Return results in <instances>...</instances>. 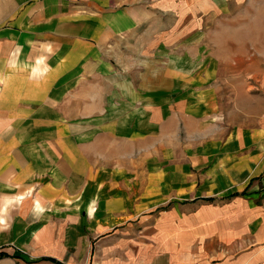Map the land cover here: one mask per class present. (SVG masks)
Here are the masks:
<instances>
[{
  "label": "crops",
  "instance_id": "0c3cea01",
  "mask_svg": "<svg viewBox=\"0 0 264 264\" xmlns=\"http://www.w3.org/2000/svg\"><path fill=\"white\" fill-rule=\"evenodd\" d=\"M216 7L213 0H0V221L8 224L0 223V264H99L97 241L155 205L147 195L157 197L162 175L138 170L148 136L162 144L182 127L195 156L218 154L231 189L180 203L248 195L255 202L202 235L181 241L170 229L168 242L156 250L145 244L136 264H264V93H251L264 87V75L227 99L211 87L216 64L204 34L188 37L202 47L181 62L178 35L173 46L159 37L147 51L145 43L158 33L156 10L173 27L181 8L180 24L198 28ZM158 54L171 59L146 58ZM106 225L113 227L98 234ZM108 258L115 262L113 249Z\"/></svg>",
  "mask_w": 264,
  "mask_h": 264
},
{
  "label": "rangeland",
  "instance_id": "374dc122",
  "mask_svg": "<svg viewBox=\"0 0 264 264\" xmlns=\"http://www.w3.org/2000/svg\"><path fill=\"white\" fill-rule=\"evenodd\" d=\"M213 1L217 2V7L207 12L209 19L205 18L206 22L198 28H193L197 26L189 23L180 24V19L184 18V10L181 8L172 13L178 20L177 23L173 22V27L165 23L167 20L164 16L168 15L167 12L156 10V17L160 24L152 25V27L157 28L158 33L146 35L145 43L147 51H152L154 41L159 37L162 38L163 45L167 43L173 46L170 42L178 35L177 54L181 62L187 57L192 59L191 52L188 50L194 53L196 46L202 47V43L198 41L194 42L192 47L188 45V37L196 33L204 34L203 43L208 47V59L216 64V71L210 83L211 87L219 88L224 93L223 96L225 97L226 93L225 98L229 99L234 96L241 85H245L246 88L247 85L259 82V78L264 75V0H234L226 7H220L219 4L221 1L227 2L228 0ZM237 2H242L243 6L235 4ZM148 25H145L147 29ZM176 26L178 27L177 33H171L170 29ZM145 33L147 32L143 31L141 34ZM169 50H171L170 47L163 48L162 51L165 53ZM146 58L151 61L157 59V63H167L171 56L158 54L157 57L147 56ZM195 59L201 62V57L195 55ZM251 67L260 70H240ZM195 70H202V68L197 66ZM262 87H252L251 93L255 95H260V92L264 93V87ZM181 129L179 137L168 140L166 136H163L166 138L163 139L162 144L154 142V138L148 136L147 150L141 153V158L146 162H142L138 170L146 172L147 177L153 175L155 171L162 175V182L153 185V188L158 191L157 197L147 195L148 202H155V205L146 206L140 211L142 213L139 217L130 219V224L116 226L112 234L97 241L96 252L99 264H123L122 262L136 264L139 256L148 252V249L142 248L145 244H153V249L156 250L163 243L168 242L170 229L173 233L171 238L174 239L175 234V238L178 236V240L181 241L190 238L193 233L195 236L202 235L210 223H218L223 217L228 220V223H232L236 209L248 208L250 203L255 202L253 196L248 195L239 199V202L233 201L230 204L227 200L218 199L210 203H180L190 196L210 193H216L219 196L231 189L226 182L224 166L220 163L218 154L204 158L202 154L195 156L191 151V138L183 127ZM170 148L174 150L171 151ZM131 158L136 160L135 157ZM133 170L134 168L131 167L130 171ZM151 185L152 183L147 180L146 187L150 188ZM170 202L173 204L168 206ZM155 206L163 207V210L143 213ZM224 211H226L225 216H223ZM188 222L189 230L187 229ZM0 223L3 226L8 225L6 219ZM180 225H183V230H180ZM112 227L106 225L105 228L99 229L98 234ZM176 227L178 232L174 231ZM112 249L115 262H111L108 258Z\"/></svg>",
  "mask_w": 264,
  "mask_h": 264
},
{
  "label": "clouds",
  "instance_id": "9594fccd",
  "mask_svg": "<svg viewBox=\"0 0 264 264\" xmlns=\"http://www.w3.org/2000/svg\"><path fill=\"white\" fill-rule=\"evenodd\" d=\"M0 222H2V221H0Z\"/></svg>",
  "mask_w": 264,
  "mask_h": 264
}]
</instances>
